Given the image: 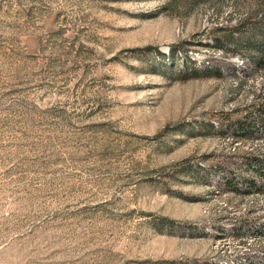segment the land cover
I'll use <instances>...</instances> for the list:
<instances>
[{"label":"rangeland","instance_id":"rangeland-1","mask_svg":"<svg viewBox=\"0 0 264 264\" xmlns=\"http://www.w3.org/2000/svg\"><path fill=\"white\" fill-rule=\"evenodd\" d=\"M259 5L0 0V264H264V190L215 168L264 156L225 129L264 67L214 41Z\"/></svg>","mask_w":264,"mask_h":264},{"label":"trees","instance_id":"trees-1","mask_svg":"<svg viewBox=\"0 0 264 264\" xmlns=\"http://www.w3.org/2000/svg\"><path fill=\"white\" fill-rule=\"evenodd\" d=\"M259 9L256 10L253 18L242 28L234 27L230 32L223 33L214 38L216 49L222 52H229L230 55L247 58L249 63L257 67H264V0H258ZM221 72L218 68L195 67L184 64L182 69L174 71V77L185 80L202 76L219 77ZM264 112H256L237 119L229 120L225 129L230 130L233 135L250 133L256 130L254 124L258 123L264 131ZM251 117V118H249ZM216 170L220 173L218 186L222 189L239 191L243 186L245 191L262 192L264 190V156L244 155L239 164L232 168L215 164ZM252 176V177H250ZM239 185V186H238ZM261 227L264 224L260 225ZM262 229V228H261ZM263 230V229H262Z\"/></svg>","mask_w":264,"mask_h":264}]
</instances>
